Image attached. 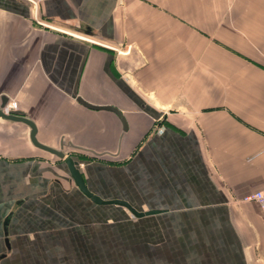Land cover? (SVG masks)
<instances>
[{"label": "crops", "instance_id": "0c3cea01", "mask_svg": "<svg viewBox=\"0 0 264 264\" xmlns=\"http://www.w3.org/2000/svg\"><path fill=\"white\" fill-rule=\"evenodd\" d=\"M146 89L180 113L162 119ZM2 94L41 143L75 146L93 193L158 212L92 202L27 125L0 118V264H114L134 254L128 224L138 264H196L198 246L207 262L264 264L261 212L243 200L264 185V0H0ZM76 95L116 105L127 129Z\"/></svg>", "mask_w": 264, "mask_h": 264}, {"label": "water", "instance_id": "95a60500", "mask_svg": "<svg viewBox=\"0 0 264 264\" xmlns=\"http://www.w3.org/2000/svg\"><path fill=\"white\" fill-rule=\"evenodd\" d=\"M76 99L81 102L83 105L90 107V109L94 110H107L115 113L118 118L120 119L122 123V129H127V123L126 120L121 113V111L118 109V107L114 104H95L88 102L85 100L82 96L76 95ZM9 100V97L7 95L2 94L0 96V117L2 119L8 120V121H14V122H22L29 128V139L30 142L37 148L42 149L44 151H47L51 153L52 155L56 156L58 159H61L64 161L67 170L69 172L70 178L73 180L75 185L80 189V191L86 195L92 202L100 205H119L124 208H126L133 216L135 217H142L149 214L157 213L158 210H148V211H139L136 208H134L129 202L123 199H103L99 195L93 193L88 186L86 185L84 178L80 172V170L76 167L75 160L68 156L66 152L63 151L64 146L69 147H75L71 143L64 142L63 140L59 143V147H52L49 145H46L44 143H41L37 139V127L35 122L29 118L23 111L20 110H11L9 113H5L3 111L4 105Z\"/></svg>", "mask_w": 264, "mask_h": 264}, {"label": "rangeland", "instance_id": "374dc122", "mask_svg": "<svg viewBox=\"0 0 264 264\" xmlns=\"http://www.w3.org/2000/svg\"><path fill=\"white\" fill-rule=\"evenodd\" d=\"M233 32H235L233 30ZM237 33V32H236ZM210 42L216 46L219 47V45H221V47H223V42H220L218 41L215 37L211 38ZM225 49V48H224ZM226 49H228V47H226ZM230 49V50H229ZM228 50L229 51H232V48H229ZM135 87L137 90H140V87L138 86V82L137 80H135V83H134ZM164 97V99H163ZM184 97H188V96H185V95H181L178 97V99L176 100L177 103L179 102H183L184 101ZM195 97V96H194ZM140 98L144 101H146L147 103H149L150 105H155V107H157L158 111H160V114H161V118H165L166 116H168L170 114V111L171 110H175L176 109V112L177 113H180L179 111V104H168V103H163L161 100H160V96L154 94L152 91H149V90H145L144 92H142V94H140ZM162 100H166L165 102H168V100L166 98H168V96H161ZM169 99V98H168ZM175 102V101H174ZM178 109V110H177ZM182 114H185V113H182ZM1 118V117H0ZM3 127H6V126H3ZM1 127V128H3ZM242 213L244 214L245 212H243V210H241ZM130 213V212H129ZM131 214V213H130ZM177 214V213H175ZM132 215V214H131ZM256 219L255 216H252L251 217V220L249 221L250 225L252 226L254 223L256 224ZM129 226V227H128ZM128 228H121L123 232V235H124V239L122 240V245L124 247H128V248H133L130 252L131 253H134L132 255H126L124 252H118L119 255L121 256H113V257H116V261L114 264H138L137 263V255H136V243L138 241V239H136V226L133 225V224H128L127 225ZM259 240V239H258ZM256 241L254 242V246L255 247H259L260 246V243L259 241ZM121 247V246H120ZM198 251L197 252V255L196 257H194L195 259V263L196 264H215L216 261H209L207 262L204 258V256H202V251L200 250L201 247H197ZM140 258V257H139ZM215 259V258H214ZM149 264H155L153 261ZM169 264H185V262L181 259L178 258V260H174L173 262L170 261Z\"/></svg>", "mask_w": 264, "mask_h": 264}, {"label": "built area", "instance_id": "2783aa9c", "mask_svg": "<svg viewBox=\"0 0 264 264\" xmlns=\"http://www.w3.org/2000/svg\"><path fill=\"white\" fill-rule=\"evenodd\" d=\"M28 1L35 10H37L38 5L42 2V0H26ZM40 24H44L39 22ZM46 25V24H44ZM11 110H16V101L14 100H8L7 103L3 107V111L5 113H9ZM244 201H253L259 208L261 212V222H262V227L264 229V185L252 192L251 194L245 196L243 198Z\"/></svg>", "mask_w": 264, "mask_h": 264}]
</instances>
